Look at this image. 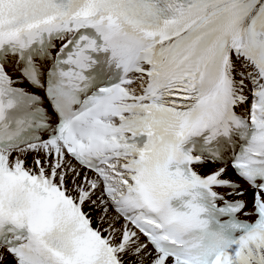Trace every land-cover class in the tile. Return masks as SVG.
<instances>
[{"label": "snow or ice", "instance_id": "snow-or-ice-1", "mask_svg": "<svg viewBox=\"0 0 264 264\" xmlns=\"http://www.w3.org/2000/svg\"><path fill=\"white\" fill-rule=\"evenodd\" d=\"M0 264H264V0H0Z\"/></svg>", "mask_w": 264, "mask_h": 264}]
</instances>
